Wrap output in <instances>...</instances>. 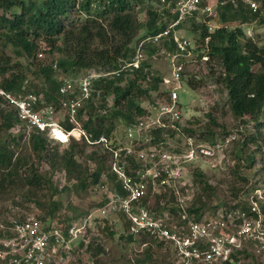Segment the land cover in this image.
<instances>
[{"label": "trees", "instance_id": "1", "mask_svg": "<svg viewBox=\"0 0 264 264\" xmlns=\"http://www.w3.org/2000/svg\"><path fill=\"white\" fill-rule=\"evenodd\" d=\"M153 1L0 0V90L15 97L35 94L46 104L59 107L62 96L59 93L61 82L58 73L72 74L82 70L105 73L118 70L125 61L130 60L135 45L140 40L166 28L168 23L163 21L165 11L160 8L161 0L156 3ZM256 1L259 3L257 12H252L242 2L236 7L226 4L218 6L213 17L197 13L187 15L179 27L190 32L197 43L204 44L208 38L209 60L206 62L212 72H215L214 69L218 70L216 82L222 84L226 90V103L231 113L235 118H240L243 124H247L244 120L246 116L252 121L251 130H248L250 133L243 135L241 147L246 150L250 145H254L255 151L258 152L264 146V32L255 39L247 36L245 31L252 23L264 27V0ZM135 7L143 8V23L138 20ZM208 20L215 21L216 24L211 30L208 28ZM142 29L144 32L138 38ZM42 44L47 47V61L35 60V53ZM165 45L172 47V43L167 41ZM6 47L11 48L18 58H25L26 65H22L18 60L12 62V58L4 52ZM143 47L149 56L156 51V47L151 43ZM56 54L60 56L56 58ZM125 73L127 72L121 71L119 75L112 74L98 81L96 86L101 90V98L96 101L87 100L77 110L80 126L91 140L102 134L108 138H116L119 125L123 130L139 116L148 113L146 107L141 105L143 100H147L151 105L160 96L161 74L153 68L149 60L143 61L140 67L132 72ZM30 76L41 78L43 81L40 86L28 80ZM194 77L186 80L187 86L193 89L198 85ZM109 94L112 102L107 105L106 97ZM74 96L75 93L68 97ZM206 115L210 124H216L210 114ZM188 122L195 124L194 119ZM25 124L27 122L20 119L18 109L5 95L0 94V130L3 128L5 132L8 131L6 138H0V195L18 187L44 190L45 186L51 185V178H55L57 171L61 172L60 175L66 181L61 188L55 184L61 191L68 190V187L87 192L108 184L116 186L113 175L109 173L108 152L102 146L96 145L101 153L90 152L84 164L81 158L84 147L88 144L83 138L73 139L67 147L59 151L57 147L51 146L56 139L46 135L45 130L33 127L29 137L31 150L37 162L46 164L51 177L46 171L40 172L30 154L23 155L16 151L24 136L23 132L19 135L9 132L16 125H22L24 129ZM65 128L71 130L73 125L67 121ZM196 130H200L204 138L215 140V133L209 126ZM252 154H245L248 167H252L256 162ZM237 178L241 184L248 182L246 176L238 174ZM193 181L199 192L193 197L192 205L188 209V218L196 220L208 208L205 199L214 197L216 188L198 168L193 170ZM57 188L52 185L54 193L58 192ZM240 189L241 187L238 190ZM233 195L236 197L237 193ZM104 200L106 199L103 198ZM221 206L230 207L227 201H222L212 206V209ZM58 207L57 202L51 201L46 209L40 208L42 213L36 217L47 226L52 221H57L59 229L68 239V229L79 217L67 219L60 216ZM149 207L155 212L169 210L178 214L175 199L172 197L163 204L152 198ZM9 217L0 224V239L13 236L11 221L22 220L25 213H13L12 220ZM119 218L126 231L121 236L128 242L133 243L139 237L142 242L145 237H149L145 234L136 236L129 233L127 217L120 213ZM99 220L107 221V218L103 216ZM150 238L158 247L172 248L169 242L151 236ZM84 239L81 236V240ZM91 245L92 243H89L86 247L91 248ZM96 245L97 251L103 252V247L98 246V243ZM145 256L152 258L148 249ZM144 260L145 258H136V263L140 264ZM152 264L155 262L152 261ZM167 264H175L174 257H171Z\"/></svg>", "mask_w": 264, "mask_h": 264}, {"label": "built area", "instance_id": "2", "mask_svg": "<svg viewBox=\"0 0 264 264\" xmlns=\"http://www.w3.org/2000/svg\"><path fill=\"white\" fill-rule=\"evenodd\" d=\"M239 2L252 12L259 10L256 0H161L160 8L165 11L163 21L168 23L166 28L140 40L130 60L120 69L105 73L87 70L60 79V106L67 109V121L73 124L71 130L58 123L52 106L40 107L37 95L15 97L0 90L18 109L20 119L30 126L42 131L50 127L52 138L56 127L67 136L77 130L88 145L102 146L108 152L109 173L117 187L113 185L114 190L100 212L112 211L118 216L123 213L129 221V233L169 242L175 251L176 264H239L245 249L252 247L264 253V165L262 176L256 180L247 178L248 182L229 203L230 207L206 209L199 219L188 218L196 187L193 170H202V166L223 170L226 143L204 138L200 130H193L194 126L182 118L178 94L184 83L182 58L193 56V59L208 61L209 57L208 38L204 44L197 43L193 36L188 38L180 33L183 28L179 24L187 15L213 17L218 6L236 7ZM211 21H207L209 30L215 26ZM166 41L172 47L165 45ZM147 43L156 47L150 56L143 47ZM156 57H164L166 61L167 73L160 71V85L166 98L158 96L154 104L146 107L148 113L125 126L121 141L105 134L91 140L80 126L77 110L85 101L101 98V90L96 86L98 81L112 74L119 75L121 71L130 73L143 61ZM73 93V98L68 97ZM106 99L110 105L111 95ZM261 160L264 164V152ZM170 197L175 199L178 214L169 210L155 212L149 207L152 198L163 204ZM11 222L13 236L0 239V264H47L50 253L58 246L66 247L80 230L73 223L68 229L70 237L66 239L57 221L47 226L35 214Z\"/></svg>", "mask_w": 264, "mask_h": 264}, {"label": "rangeland", "instance_id": "3", "mask_svg": "<svg viewBox=\"0 0 264 264\" xmlns=\"http://www.w3.org/2000/svg\"><path fill=\"white\" fill-rule=\"evenodd\" d=\"M143 1L145 3L153 0ZM156 1L157 0H154L153 3H156ZM135 8L138 20L143 23L145 21L143 8ZM262 16L264 17V12ZM211 24L216 25L215 21H211ZM245 31L247 36L257 39L258 36L263 34L264 27L252 23V25L246 27ZM143 32V29L140 30L138 38ZM180 33L188 38H192L193 36L184 28L180 29ZM46 50L47 47L45 48V45L42 44L35 53V60L47 61L49 54ZM4 52L12 58V62L18 60L22 65H26L27 60L25 58H18L11 48H4ZM59 56L60 54H56L55 57L58 58ZM192 57L193 56L182 58V60L185 61L183 67L184 76H182V81L184 83L178 91L182 118L184 121L194 119L195 124H191L195 129L209 126L211 131L215 133V140L221 139L226 143V163L223 170L202 166L205 177L216 188L215 196L205 199L208 207L207 209H211L212 206L218 202L227 201L230 203L236 199L233 194L238 193L245 186L239 182L237 178L238 174L240 176H246L250 180H256L257 176H262L264 164L261 158L264 152V146L262 150L258 152L255 151L254 145H250L246 150L242 149L241 142L243 135L250 133L248 130H251L252 121L246 116L244 120L247 121V124H243L240 118H235L233 116L226 103V90L222 84L216 82L218 70L214 69L215 72H212L206 61L198 58L193 59ZM149 61L154 69L162 71L165 74L167 73L164 57L149 58ZM85 71L87 70L72 74L58 73V75L60 74L59 79H61L62 77L67 78L74 74H83ZM190 77H194L196 84H198L194 89L186 84V80ZM28 80H32V82L38 86H40V83L43 81L41 78L35 79L32 76L28 77ZM159 92L165 99L166 94H164L163 86L161 85ZM38 100H40V107L46 105V107L52 106L54 108L56 120L65 128V124L67 123V109L61 106L55 107L52 104H46L42 101L40 96H38ZM141 105L148 107L149 104L147 100H143ZM206 114H210L215 119L216 124H210ZM25 125L26 127L24 129H22V125H16L9 131L11 134L15 135H19L21 132L24 134L16 151L23 155L30 154L39 171H46L48 172L47 175L51 177V172L46 164H44V162H37L31 150L29 137L33 127L30 126V124ZM75 128L78 129V125H76ZM49 129L50 127L46 128L45 134L51 137ZM116 131H118L116 133V138L111 139L121 141L124 133L120 125ZM77 133V130L73 131V134L67 136L66 141H60L58 139L53 140L51 146L57 147L59 151L63 150L73 139L79 140L82 138V136H79ZM7 135L8 131L5 132L2 128L0 130V138H6ZM93 151L101 153L98 147L92 145L85 146L81 160L84 162L87 155ZM247 152L253 153L252 155L255 158L256 162L252 167H248L245 160V154H247ZM107 158L108 163L109 155ZM84 164L86 163L84 162ZM55 174V178H51V185L45 186L44 190L39 191L30 187H18L17 189L7 190L0 195V224H2L8 216H10L9 219L12 220L11 215L13 213L16 215L20 212H24L25 215H37L42 213L41 209H46L51 201H55L59 205L58 212L60 216H65L67 219L73 218V216L79 217L74 221L80 229L77 237L70 240L66 247L58 246L55 248V250L50 253L48 262H52L53 264H137L136 258L140 260L145 258L144 262L141 261L140 264H152V261H154L155 264H167L168 260L174 257L176 264L173 247L169 249L158 247L156 242L150 237H145L142 242H140L141 237L136 238L137 240L133 243L128 242L124 236H121L125 234L126 231L119 216L112 211L110 213L100 212L101 208L107 203L106 201L111 194V190H114L112 184L103 187L99 186L87 192L76 190L74 187H68V190L61 191L55 184L59 185L61 188L66 181L60 175V171H57ZM52 185L58 189L57 193L53 192ZM240 187L241 189L238 190ZM197 192L199 191L195 187L194 195H196ZM103 198L106 200L103 201ZM88 215L91 216L88 217ZM103 216L107 218V221L99 220ZM81 236L85 238L84 241L81 240ZM81 241L82 243H80ZM89 243H92L91 248L86 247ZM97 243L98 246L103 247V252L97 251ZM146 249L149 250L152 258L149 259L145 256ZM245 251L246 253L241 255L242 259L239 264H264V253H258L252 247H250V249H245Z\"/></svg>", "mask_w": 264, "mask_h": 264}, {"label": "bare ground", "instance_id": "4", "mask_svg": "<svg viewBox=\"0 0 264 264\" xmlns=\"http://www.w3.org/2000/svg\"><path fill=\"white\" fill-rule=\"evenodd\" d=\"M73 131H76V130H73ZM73 131H72V134H73ZM52 134L54 135V138L60 141H66L67 139V135L57 127L52 130Z\"/></svg>", "mask_w": 264, "mask_h": 264}, {"label": "crops", "instance_id": "5", "mask_svg": "<svg viewBox=\"0 0 264 264\" xmlns=\"http://www.w3.org/2000/svg\"><path fill=\"white\" fill-rule=\"evenodd\" d=\"M166 64V63H165ZM162 73V72H161Z\"/></svg>", "mask_w": 264, "mask_h": 264}, {"label": "clouds", "instance_id": "6", "mask_svg": "<svg viewBox=\"0 0 264 264\" xmlns=\"http://www.w3.org/2000/svg\"><path fill=\"white\" fill-rule=\"evenodd\" d=\"M57 140V139H56Z\"/></svg>", "mask_w": 264, "mask_h": 264}]
</instances>
